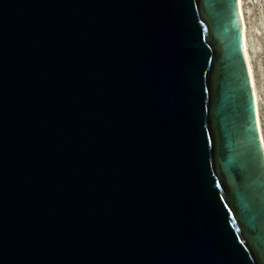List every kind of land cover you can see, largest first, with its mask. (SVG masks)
Instances as JSON below:
<instances>
[{
  "label": "water",
  "instance_id": "obj_1",
  "mask_svg": "<svg viewBox=\"0 0 264 264\" xmlns=\"http://www.w3.org/2000/svg\"><path fill=\"white\" fill-rule=\"evenodd\" d=\"M0 264H264L237 0H0Z\"/></svg>",
  "mask_w": 264,
  "mask_h": 264
},
{
  "label": "rangeland",
  "instance_id": "obj_2",
  "mask_svg": "<svg viewBox=\"0 0 264 264\" xmlns=\"http://www.w3.org/2000/svg\"><path fill=\"white\" fill-rule=\"evenodd\" d=\"M264 135V0H241Z\"/></svg>",
  "mask_w": 264,
  "mask_h": 264
},
{
  "label": "bare ground",
  "instance_id": "obj_3",
  "mask_svg": "<svg viewBox=\"0 0 264 264\" xmlns=\"http://www.w3.org/2000/svg\"><path fill=\"white\" fill-rule=\"evenodd\" d=\"M237 2H238V9H239L240 18L242 21L244 52H245V56H246V61H247V65H248V69H249V73H250V78H251V83H252V88H253L254 98H255L258 130H259V135H260V139H261V142L263 145V150H264V135H263L262 124H261V120H260V112H259V105H258V94H257V89H256V82H255V77H254V70H253V66H252V61H251L250 53L248 51V39H247V35H246V24H245L244 12L242 9V1L237 0Z\"/></svg>",
  "mask_w": 264,
  "mask_h": 264
}]
</instances>
